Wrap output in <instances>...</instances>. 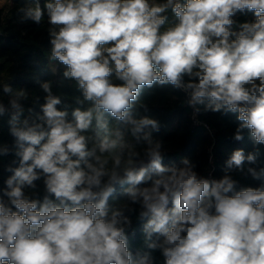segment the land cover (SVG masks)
Instances as JSON below:
<instances>
[{"label": "clouds", "instance_id": "obj_1", "mask_svg": "<svg viewBox=\"0 0 264 264\" xmlns=\"http://www.w3.org/2000/svg\"><path fill=\"white\" fill-rule=\"evenodd\" d=\"M17 11L37 25L46 13L48 59L82 98L69 113L52 81L38 82L44 103L25 117L29 93L0 85L18 158L0 188V264H156L155 251L163 264H264V184L237 190L228 171L259 150H234L225 174L206 178L187 158L164 164L160 122L135 115L143 89L171 86L194 114H237L234 139L247 130L264 145V0H25ZM246 11L255 19L238 23ZM12 150L0 144V157ZM247 173L260 180L264 167ZM118 187L126 199L110 205Z\"/></svg>", "mask_w": 264, "mask_h": 264}, {"label": "trees", "instance_id": "obj_2", "mask_svg": "<svg viewBox=\"0 0 264 264\" xmlns=\"http://www.w3.org/2000/svg\"><path fill=\"white\" fill-rule=\"evenodd\" d=\"M10 1L12 6L8 11L0 9V85L8 83L14 90L24 89L29 93L28 100L22 102L26 117L28 108L40 112L39 105L44 103L46 94L43 93L38 82L52 81L53 93L62 100L58 108L63 109L65 105H70L68 110L71 113L73 108L80 106L75 103V98H82V94L74 82L61 83L63 68L58 64L50 63L48 59L50 43L46 13L40 25L32 21L21 22V14L17 9L23 6L25 0ZM43 3L44 0H41L42 7ZM168 16L169 22L174 23L175 18L171 12ZM234 19L242 23L251 22L255 17L252 12L246 11L238 13ZM54 67L59 69L56 74L52 71ZM0 97L7 106L8 96L2 93V89H0ZM37 98H39L38 102ZM187 99V95L182 90L171 86L145 88L141 93L140 101L147 106V111L139 108L135 115H147L160 122V130L153 132V138L162 141L166 149L164 164L174 163L182 167V159L187 158L196 165L194 170L198 175L219 179L225 174L226 161L234 150L243 149L247 155L258 149L259 155L255 165L245 162L243 172L235 168L228 171L237 181V190L264 184V178L256 180L247 173L248 167L257 169L264 167V145H254L247 130L242 141L234 139L236 128L240 123L237 114L203 112V110L199 114H194V110L185 103ZM69 118L71 119V116ZM8 120L7 115L0 119V144H6L13 150L8 155L0 157V188L6 187L5 181L11 175L6 171L7 167L18 166V158L14 154L15 138L10 134ZM14 161L16 163H13ZM36 183L37 194L42 198L43 180ZM125 199L122 189L118 187L109 203L117 204ZM134 207L138 210V206ZM131 219L132 229L128 232L129 247L136 251L144 248L142 222L137 219L136 213L131 215ZM153 256L156 264H163V257L159 251L153 252Z\"/></svg>", "mask_w": 264, "mask_h": 264}, {"label": "rangeland", "instance_id": "obj_3", "mask_svg": "<svg viewBox=\"0 0 264 264\" xmlns=\"http://www.w3.org/2000/svg\"><path fill=\"white\" fill-rule=\"evenodd\" d=\"M11 6L12 2L10 0H0V9L8 11Z\"/></svg>", "mask_w": 264, "mask_h": 264}, {"label": "built area", "instance_id": "obj_4", "mask_svg": "<svg viewBox=\"0 0 264 264\" xmlns=\"http://www.w3.org/2000/svg\"><path fill=\"white\" fill-rule=\"evenodd\" d=\"M188 98V97H187Z\"/></svg>", "mask_w": 264, "mask_h": 264}]
</instances>
